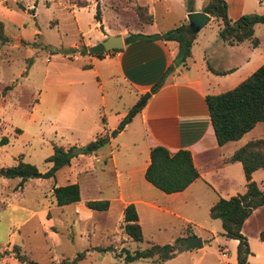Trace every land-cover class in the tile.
<instances>
[{"label":"crops","instance_id":"crops-1","mask_svg":"<svg viewBox=\"0 0 264 264\" xmlns=\"http://www.w3.org/2000/svg\"><path fill=\"white\" fill-rule=\"evenodd\" d=\"M224 1L227 5V15L232 21L255 11L250 0ZM256 1L259 7L263 3V0ZM206 2L207 0H193V3L190 4L193 7L192 11H202ZM136 3L148 7V11L153 15L152 23L141 24L137 18L134 27L121 25L117 27L116 32H113L105 24L101 12V20H95L94 24L95 28L97 26L100 28L99 37L95 38L93 42L85 41L82 46H86L88 49L89 46L104 40L108 35H121L122 48L107 51V57L102 56V58L81 53L78 50L82 46L78 47L77 44L72 45L77 48L76 56L71 53L70 55L58 52L59 54L54 56L58 55L62 61L66 62L50 71L51 83L46 87L45 96L43 95V98H40L37 103L35 98L36 100L27 107V110H30L32 106H38L40 103L46 105L48 111L46 120L50 122L55 134L61 130L73 136L70 141L64 142L54 136L56 140L51 141L50 154L53 152L54 144L62 146L64 149L74 146L82 149L97 136L105 134L109 136V142L96 152H81L73 155L70 163L60 168L54 177L33 176L32 179L29 178L32 180L31 187L40 186L42 188L38 207L32 214L37 216L39 225L44 231L43 234L50 242L49 251L53 253L58 247L62 248L64 245L59 231L52 229L55 222L59 221L62 224L71 219L73 225L82 229L87 222L95 220L93 229L96 230V222L101 223L100 230H104L103 238H106L111 245L116 241L113 238V233L116 232L110 231V226H107L108 222L112 221L114 225L116 223L123 224L124 207L133 204L143 234V239L140 242L145 243V247L149 243H173L178 238L189 236L184 230L187 225L191 227L193 234L201 236L203 246L187 251L180 250L173 258L162 263H157L153 258H145L128 264H199L202 260H204L203 264H213L209 259L204 258L205 250L196 260L190 257L196 253L195 250L206 247L204 241L206 238L203 233L214 239L216 237L214 224L209 222L205 216L209 215L210 206L220 197L228 198L243 193L246 189L241 163L227 161V158L247 141L263 137L249 136L250 131L260 123L258 122L241 138L218 145L205 96L218 94L235 87L264 63V59L258 61L253 56L260 41L258 46L252 47L249 40L228 44L220 39L218 32L214 34V38L205 36L204 29L211 21L217 23L218 31L221 26V21L211 16L210 21L195 34L191 55L184 63L175 66L173 71L166 76L163 85L156 92L151 93L149 92L151 86L173 63L177 43L162 39H136L124 44V38L129 33L152 35L165 32L183 21H187V14L192 11H188L187 0H137ZM88 4L86 3L85 6ZM158 4L167 10H172L173 13V19L165 21L162 26L159 25L155 17ZM85 6L78 5V7ZM262 8L263 11L264 6ZM22 11H28V9L25 8ZM23 19L21 14L14 11V7L0 8V21L3 23L4 33L13 39V43L3 45H19L21 44L19 40H25L21 36L7 35L5 31L6 22L12 24L13 27L22 26L24 25ZM1 45L2 43L0 44V58L3 54L6 55L1 50ZM52 53L53 51H50V55ZM77 57H81L83 60L72 64L78 59ZM5 60L0 62L4 63ZM209 67L221 73H215ZM12 82L16 83V80L2 82L0 72V87L14 84ZM13 86L11 91L17 90L16 84ZM146 92H149L150 96L140 110L123 129L118 130L117 126L121 120ZM0 96L2 97L0 123H2L3 120H7L2 109L4 111L5 107L11 106H20L19 108H21L23 104L19 105L9 101L8 95H3V92H0ZM263 127L264 125L257 127L259 132H262L261 128ZM14 130V132L20 133L18 128ZM114 130L117 132L111 135ZM3 134H5V129ZM259 134L261 135V133ZM3 136L7 137V142L4 143L7 144L9 142L7 133L0 135V140ZM157 145L166 147L170 153H175L179 149L190 151L199 176L184 190L165 193L146 180L145 170L150 162V149ZM20 159L22 160L23 157ZM102 160L104 163L108 161L112 168L110 186L113 188V192L107 197H101L106 183L98 182V177L95 174V164H101ZM46 163L49 165L45 170H38L39 173H44L51 166L50 162ZM1 167L3 165L0 164ZM100 170L104 169L100 168ZM259 171L264 170L253 171L251 177L260 189H264V172L258 174ZM2 179L8 181V178L2 177ZM18 179L20 180V178ZM72 182L79 184L80 200L70 204L57 205L53 188ZM93 191H97L100 197H92ZM13 192H19L22 197L25 196L22 186H18V189ZM82 192L86 193V197L83 199L81 198ZM3 198L5 197H0V202ZM97 199L108 200V208L97 211L85 205L86 201ZM262 208L264 205L256 208L253 213H257ZM253 213L245 220L243 226L251 222ZM222 237L224 240L218 244V252H221L225 264H237V240ZM120 238H122L121 244L114 245V249L135 250L128 248L131 239L127 238L125 233L120 235ZM80 239L84 241V231L80 233ZM82 247L86 248L84 244ZM220 247L223 249L220 250ZM250 249L252 252V248ZM65 251L69 253L68 249ZM85 251L83 258L75 264H81L83 261L98 257L92 255V250ZM108 252L115 260L124 263V256H115L110 248L106 249L103 254ZM62 255V257H54V262H59L60 258L66 257L64 254ZM68 255L73 257V255ZM251 257L252 253L248 256V264H250ZM8 261H11L10 264H18V260L14 256L0 257V264H9Z\"/></svg>","mask_w":264,"mask_h":264},{"label":"rangeland","instance_id":"rangeland-1","mask_svg":"<svg viewBox=\"0 0 264 264\" xmlns=\"http://www.w3.org/2000/svg\"><path fill=\"white\" fill-rule=\"evenodd\" d=\"M96 2L100 6L105 24L113 32H116L117 27L121 25L134 27L137 20L134 4L137 0H21L17 4L8 7H14V11L23 16L24 25L13 27L12 24L6 22L5 31L7 35L21 36L28 44L1 45V50L6 53L0 58V61L6 59V62H0L1 80L2 82L16 80V83H12L16 84L17 90L11 91L14 84H6L0 87V92H3V95H8L9 101L19 105L23 104L21 108H19L20 106H11L5 107L4 111L2 109L4 117L8 121L3 120L0 123V135H6L7 133L9 139L7 144H0V164L3 167L16 164L18 156L22 154L24 162L35 165L38 170H45L49 163L44 160L51 152V141L59 139L64 142L73 138L69 133L61 130L55 134L50 122L46 120L48 115L46 105L40 103L38 106H32L30 110H27V107L34 100L37 99V103L40 98H43V95L45 96L46 87L51 83L49 76L52 75L50 71L66 62L62 61L58 55L54 56L55 54H59L62 49L73 47V53L71 54L76 56L77 48L72 46L73 44L80 47L84 45L85 41L93 42L95 38L99 37L100 28L98 26L97 28L94 27L96 23L94 19ZM250 2L255 9L252 13L262 12L264 0L260 6L261 8L256 0H250ZM83 3L89 4L85 7H78V4ZM19 4L23 7L19 8ZM25 8L28 11H22ZM155 17L159 25L162 26L165 21L173 19V13L172 10H167L158 4ZM204 30L205 36L214 38V34L218 32L217 23L211 21ZM254 31L255 36L259 38L260 45L256 48L253 56L256 57V60L261 61V59H264V24L257 23ZM53 50L54 53L50 55V51ZM77 58L72 64L83 60L81 57ZM1 100L2 97L0 96V103ZM7 125L9 126L6 128ZM262 125H264V121L258 123L250 131L249 136L264 138V127L261 128L262 132L257 129L258 126ZM15 128H18L20 133L14 132ZM4 129L5 134H3ZM54 136H56V139H54ZM95 165L98 182L107 185H105L101 197H107L113 192V188L110 186L112 168L108 161L104 163L103 160L101 164L96 163ZM100 168L104 170L101 171ZM263 172L259 171L258 174ZM2 177L4 178V176H0V197L4 196L5 198L1 199L0 202V205H2L0 208V257L14 256L13 250H15L24 255L27 260L48 263L53 262L54 257H62V254L66 257L60 258L59 261L63 259L72 260L78 252L83 250L85 255V250H92V255L98 257L83 261L81 264H122L121 261L115 260L109 252L103 254L106 249L110 248L115 256H123V250L113 248L114 245L119 246L122 242V238H120V235H124L122 223L114 225L111 220L107 226H110V231L116 232L113 233V238L116 241L111 245H109L106 238H103L102 232L104 230H100L101 223L96 222V230L93 229V221L95 220L87 222L82 229L77 225H73L71 219L62 224L59 221L55 222L52 229L59 231L64 245L62 248L60 246L53 253H50V242L45 238L37 216L32 214L34 209L38 207L39 194L42 188L40 186L31 187V178L25 183L26 186L22 184L25 195L22 197L19 192H13L18 189L20 180L18 178H8V181H6ZM92 195V197H100L97 191H93ZM85 197L86 193L82 192L81 198ZM205 216L209 222L214 224L216 231V235H214L216 237L214 239L203 233L206 238L204 240L206 247L195 250L196 253L190 258L198 259L199 255L205 250V259H209L213 264H225L221 252H218V244L224 240L221 235V222L219 219H210L208 214ZM262 229H264V208L257 213H253L251 222L242 227V233L247 237L249 246L252 248L250 264H264V241L258 237ZM82 231H84V241L80 239ZM8 243L10 245H7ZM14 244L18 246L16 249H13ZM83 244L86 247L85 249L82 247ZM144 247L145 243L132 240L128 246L130 249ZM66 249L69 253L65 251ZM222 249L223 247H220V250ZM68 254L73 255V257ZM8 262L11 263V261ZM17 262L18 264H26ZM203 262L204 260L199 264H203Z\"/></svg>","mask_w":264,"mask_h":264},{"label":"trees","instance_id":"trees-1","mask_svg":"<svg viewBox=\"0 0 264 264\" xmlns=\"http://www.w3.org/2000/svg\"><path fill=\"white\" fill-rule=\"evenodd\" d=\"M193 0H187L188 11H192L190 4ZM85 6L86 3L78 4ZM134 10L141 24L153 22V15L148 11L146 5L134 4ZM22 7L19 4V8ZM94 19L101 20L100 6L97 3ZM202 11L221 21L218 31L220 39L228 44L240 43L249 40L252 47L259 44V38L254 36V25L264 24V10L261 13H249L240 16L236 21H232L227 15V5L224 0H207ZM102 28V25H100ZM195 34L191 33L188 21L159 34L143 35L141 33H129L124 38V44H128L136 39H162L164 41H174L177 43V51L173 63L165 70L161 77L151 86L149 92H156L164 83L166 76L173 71L174 67L191 55V46ZM21 44H28L27 41L19 40ZM0 43L10 44L13 39L4 33L3 23L0 21ZM119 50V49H116ZM78 51L85 54L96 55L102 58V52L90 53L86 46H82ZM54 53V50H53ZM215 73L220 71L209 67ZM208 114L211 120L213 131L218 145H223L227 141L237 140L243 134L251 130L258 122L264 121V63L252 71L235 87L218 94H208L205 96ZM142 107V106H141ZM141 107L134 105L117 126L118 130L132 119ZM104 122V119H102ZM7 142V137L3 136L1 144ZM109 142L107 134L97 136L89 141L82 148L83 153L96 152ZM71 148L64 149L62 146L53 145V152L45 158L51 166L41 174L43 178L54 177L55 173L70 163L73 155ZM16 164L0 168L4 171L5 178H20L19 186L39 173L37 167L31 163L24 162L20 158ZM150 162L145 170V178L156 188L165 193H173L184 190L198 176L199 172L193 164L191 153L187 149H179L175 153L161 145L150 149ZM227 161H239L243 168L246 180L245 191L228 198L220 197L209 208V216L212 219H219L222 233L226 239H236V262L237 264H248V256L252 253L247 237L242 233V226L245 220L258 207L264 205V189H260L258 184L252 179L251 174L257 169L264 170V138H255L247 141L238 147ZM53 195L57 205H65L80 200V189L77 182L58 185L53 188ZM85 205L93 210L103 211L108 208L109 202L105 199L88 200ZM2 205H0V208ZM122 228L127 238L140 242L143 239L142 229L138 221L137 212L133 204H128L123 210ZM186 235L193 234L189 225L184 227ZM258 237L264 241V229L260 230ZM18 246L14 244L16 249ZM180 238L173 243L155 244L149 243L145 248H137L133 251L123 250L124 263L128 264L135 260L153 258L157 263H162L173 258L181 249ZM14 257L19 262L26 264H75L84 256L83 252H78L74 259H63L59 262L37 263L27 260L26 257L13 250Z\"/></svg>","mask_w":264,"mask_h":264},{"label":"water","instance_id":"water-1","mask_svg":"<svg viewBox=\"0 0 264 264\" xmlns=\"http://www.w3.org/2000/svg\"><path fill=\"white\" fill-rule=\"evenodd\" d=\"M211 16L203 11H192L187 14L188 26L191 33L196 34L208 21H210ZM123 46V40L121 35H108L106 38L96 44L88 47V52L90 53H100L110 50L120 49ZM73 52V48L69 47L67 49L60 50L62 54H70ZM150 96L149 92H146L141 96L136 106L141 107L147 98ZM117 130L112 131L111 135H114ZM72 155H76L82 152V149L78 146H74L70 150ZM0 174L4 175V171H0ZM35 176L41 177V173ZM181 249L187 251L190 249L201 248L203 246V241L201 236L197 234H191L189 236H184L180 238Z\"/></svg>","mask_w":264,"mask_h":264},{"label":"built area","instance_id":"built-area-1","mask_svg":"<svg viewBox=\"0 0 264 264\" xmlns=\"http://www.w3.org/2000/svg\"><path fill=\"white\" fill-rule=\"evenodd\" d=\"M21 0H0V8H8L12 4H17ZM107 51L102 52V56L107 57Z\"/></svg>","mask_w":264,"mask_h":264}]
</instances>
